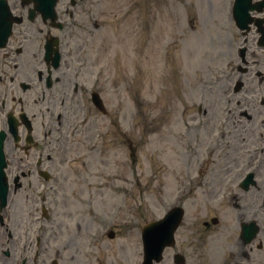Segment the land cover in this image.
I'll list each match as a JSON object with an SVG mask.
<instances>
[{"label": "rangeland", "instance_id": "obj_1", "mask_svg": "<svg viewBox=\"0 0 264 264\" xmlns=\"http://www.w3.org/2000/svg\"><path fill=\"white\" fill-rule=\"evenodd\" d=\"M134 1H137V7ZM194 1L196 2L193 3L194 8L191 6L184 8V4L177 2L175 12L173 7L165 6L164 14L162 12L158 19L159 23L156 26L153 25L154 27L151 26L147 35L146 27L140 30V20L137 19L136 13L140 6L138 0L112 1V8L101 15L102 18L111 22L110 31L105 28L103 19L102 34L96 36V41L93 42L96 49L88 52V55L91 58L95 57L90 62L91 67L94 65L93 70H98L100 64L103 68L108 65L107 73L110 74L111 65V75L114 80L111 103L113 105L112 129L115 134L124 131L125 137L122 144L113 141L111 144L100 145L96 150H90L91 145L84 140L85 136L92 133V129L87 125V129L80 132L81 144L76 147L78 152H73L74 144H70L65 147L60 158L63 165L58 170L62 176V182L58 186L52 180L49 181L55 190L58 192L60 190L58 195L50 192L53 198L51 206L55 209L54 217L56 214V219L61 220L64 225L62 232L65 246L70 245V252L79 253L80 245L83 251L93 250V247L87 244L86 237L90 236L91 232L103 233L113 225L119 226L118 235L122 238L127 237L124 239L126 242L124 251L117 249L121 239L111 241L110 247L104 244L109 241L103 243L95 240L98 248L96 264H137L136 252L140 249V243L135 244L136 222L143 224L146 220L155 218L172 194L177 192V175L192 172V163L187 158L177 159L186 153H194L192 151L194 148L190 144L196 146V137L207 134L203 128L197 129L196 132L190 129L184 133L185 121L182 122L181 114L177 110L181 104H186L187 99L198 101V98L203 95L200 88H203V85H210L209 79L218 70L220 60L222 57H228L227 54L233 50L228 46L233 31L229 26H222L227 14L220 10V6H224L225 1L217 5L215 3L217 0H212L215 2L209 10L215 19L211 24L207 3L203 0ZM154 3V0H144L141 8L146 6L147 10H150L154 7ZM219 12L222 20H218ZM145 13L148 18H151L150 12ZM195 16H198V19L194 20ZM142 38H146V44L139 49L138 39ZM164 56V59L171 57L165 68L153 67V60L156 59V63H162L164 60L160 57ZM154 69L160 76L158 81L153 79ZM142 71H144L143 83H135L133 75ZM178 73L176 82L179 89L173 97L174 102L156 106L152 101L156 100L158 95L160 96L164 83L168 82V85L170 79ZM122 81L124 83L121 84ZM168 89L173 90L172 83ZM222 104L226 108H229L228 104L231 105L227 101ZM172 117L173 124L178 126L171 131L167 130L168 126L160 127L161 130L158 132L156 119L161 120L162 123L163 119L167 121ZM151 118H155L156 124L146 123ZM253 118L251 128L259 127V119L264 118V114L263 112L255 113ZM211 121L210 119V123ZM143 123H145V129H143ZM240 125L244 128V125L241 123ZM262 126L264 127V123ZM221 130L223 132L225 130L226 135L223 143H232V132L239 130L238 117L234 112L230 114V123ZM239 133L244 132L239 130ZM36 146L30 149L29 154L32 158L34 150L38 148ZM198 151L204 150L201 148ZM238 156L231 154L225 158V155L218 154L217 172H224L222 167L226 160L232 164L234 159L239 160ZM71 157L75 160H71ZM47 163L54 165V162ZM173 169L178 174H175ZM85 173L87 182L79 179ZM28 180V177L22 179L23 185L17 202L18 207L21 208L31 205L29 199L24 200L22 197L27 189ZM36 181L38 183L41 181L42 185L45 183L42 180ZM204 181H209L211 187L213 182H217L216 179L211 182L207 178H204ZM179 182L186 183V179H180ZM34 190L31 188L26 192L35 196ZM92 194L95 196V202L93 197H90ZM206 197H210L213 201L217 196L210 194L204 198ZM198 202L202 203L201 200ZM202 204L209 205L211 202ZM67 251L64 252L66 255ZM76 261H78L77 256Z\"/></svg>", "mask_w": 264, "mask_h": 264}, {"label": "flooded vegetation", "instance_id": "obj_2", "mask_svg": "<svg viewBox=\"0 0 264 264\" xmlns=\"http://www.w3.org/2000/svg\"><path fill=\"white\" fill-rule=\"evenodd\" d=\"M9 4L10 12L14 13L12 19L16 20V17H20V23L17 25H23V29H15L12 26V32L9 35L5 46L0 48L2 58L0 59V95H13L16 92V81H32L31 74H28L22 67L10 62L16 55H19L23 51L25 42L32 37V28L30 26L31 21L28 20V10L23 4H20L19 0H7ZM63 0H59L57 12L61 15L69 10L68 4H64ZM69 1V0H67ZM252 2H257L258 4L264 3V0H252ZM71 3V1H69ZM75 7L78 1L74 4ZM80 7V5H79ZM60 15V16H61ZM259 17L263 19L264 22V9L260 12ZM250 34L256 36L255 27L251 29ZM5 60V62H4ZM264 64L256 66H250L247 71L240 72L238 66L236 65L237 73H239V80L241 76L246 73L251 74L256 80H252L248 87H245V80L243 78V86L239 91L237 97V106L239 107V112L237 117L239 122L244 125L245 116L248 121H252L255 113L264 114ZM61 77L63 76L60 74ZM236 76V77H238ZM242 79V78H241ZM39 81H36L37 83ZM260 84L262 94L259 97H242L243 94L254 93L249 92L255 89V83ZM20 94L17 95L16 101L19 104H23L22 108L28 111L27 102H25L24 94L32 89L29 86L25 91L21 90L19 86ZM93 90H97L96 84L92 86ZM91 89V90H92ZM87 88L82 89V96L86 97L90 91ZM99 90L101 88L99 87ZM71 91V85L69 83H64L60 81V78L54 81L51 87H47L46 82L40 83L39 97L42 103L45 104V110L50 112V109H54L55 99L58 98L61 105H64L65 98L68 96V92ZM66 95V96H65ZM21 98V100H20ZM23 101V102H22ZM70 101V100H68ZM71 103L68 102L67 108ZM66 108V109H67ZM243 112V113H242ZM53 113V111H51ZM264 123V118L262 120ZM252 126V125H251ZM249 129L250 138L246 133L240 134L236 133L235 138L240 143H253L259 146V149H264V127H255ZM251 139V140H250ZM254 156H251L253 158ZM262 158V157H261ZM251 162V161H250ZM41 162L39 161V164ZM261 166L259 167V174L264 179V157L260 161ZM48 168H56L55 165L50 166L47 164ZM249 171L239 170L238 176L244 177ZM254 174V173H253ZM24 175V172L21 173ZM255 175V174H254ZM28 181V185H30ZM22 186V182H19L12 189L17 191ZM16 193L14 194V196ZM262 209L255 210L251 214V218L248 220H242L240 218L244 217V214H239L237 219V236L222 239L220 241H215L212 234L214 231H218L219 234H225L223 226H218L219 221L216 220L214 223H209L208 220L202 222V229H196L192 233L193 243L189 242V236L187 233L182 235V232L177 233L176 242L169 249L170 254L163 257L164 261L168 264H197L194 262L200 255L204 254L203 259L204 264H264V204L261 206ZM37 210L36 207H34ZM41 212V211H40ZM32 215V214H31ZM42 215V212H41ZM3 216V217H2ZM0 215V264H75L74 254H71L66 261L65 251V239L61 228H54L51 225L50 228L46 227L48 222L45 219L35 218L32 219L30 225L26 228L22 235L18 234L20 231V225L16 224L17 220L15 218V213H9L8 215ZM255 220L259 224L258 230L256 231L255 239L250 243H255V247L258 249L257 254H249L245 248L240 244L239 237V226L243 221ZM250 250L252 247L250 246ZM182 256V261L178 263L177 255ZM162 260V262H163Z\"/></svg>", "mask_w": 264, "mask_h": 264}]
</instances>
